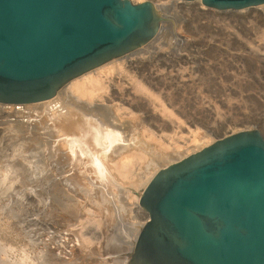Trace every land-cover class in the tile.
<instances>
[{
    "label": "rangeland",
    "instance_id": "1",
    "mask_svg": "<svg viewBox=\"0 0 264 264\" xmlns=\"http://www.w3.org/2000/svg\"><path fill=\"white\" fill-rule=\"evenodd\" d=\"M175 11L179 12L181 22L175 25L174 30L181 38L175 37L166 54L162 53L166 49L163 47L158 54L136 59L144 64L152 61V64L158 65L159 71H153L157 72L158 81L150 82L147 69L137 71L132 68H127L126 71L117 68L103 79L107 87L119 79L125 86L115 88V91L127 90L134 93L132 88L135 83L128 85L126 82L129 77H135L151 92L165 97L161 98L163 104L182 121L176 122L175 116L163 117L160 101L150 99V103L156 107L149 103V110L145 115L146 131L149 129V132L144 131V134L137 130L125 141L126 144H119L117 147L125 148L128 153L136 150L143 153L145 158L142 154L143 158H140L143 161L148 157L144 164L139 163L140 159L137 157L132 158L134 169L130 164L132 175L127 178L130 179L126 180L127 183L124 182L125 185L119 182L117 187L114 185L104 188L103 181L95 176H92L95 178L93 183L88 179L76 181L75 172L67 171L68 163L55 159L49 146L46 147L50 141L43 135L40 136L45 139L44 142L41 141V151L39 147L34 150L37 145L27 141L32 138L36 128H45V124L39 123L44 122L45 116L32 114L25 129L24 124L16 122L22 120L21 116L8 118L0 113V207L4 210H0V221L3 220L0 222V231L3 229L0 232V264H106V260L110 258V264H134L132 257L139 235L149 220L139 201L147 180L151 178L148 179L149 174L145 173L153 165L151 155L175 149L165 135L176 132L174 138H177L182 134L184 139H176L181 146L188 139V126L191 129L198 127L202 133H211L208 131L211 130L219 135L230 127L238 129L235 133L256 129L264 138V9H202L194 0L178 3ZM126 55L128 54L114 58L99 68L111 64L109 62L114 63L120 59L123 61ZM155 59L159 60L158 63ZM68 84L61 89L67 88ZM108 88L102 91L104 97L113 92L112 85ZM128 102L127 100L124 107L131 105L132 110L138 113L135 107L137 102ZM60 110H51L48 115L52 114L53 118ZM130 118L127 116V119ZM36 122L39 124L35 125ZM178 125L182 133L176 129ZM152 132L158 137L157 140L161 139L153 141L156 139L151 135ZM216 134L213 135V142L223 138ZM160 148L163 149L161 152ZM167 148H170L169 151ZM120 155L121 153L115 160L120 159ZM77 162L75 160L72 164L80 165V159ZM137 164L142 166L137 168ZM112 180L114 183L118 182L117 178L113 177ZM104 193L108 195L109 201L104 198ZM1 224H4V228ZM80 232L86 233L87 237H90L88 233L94 234V238L90 239L92 242L89 239L82 240ZM106 238L109 241H105ZM108 242L114 243L113 250L110 247L104 250L106 244L110 245ZM104 251L109 252L104 256Z\"/></svg>",
    "mask_w": 264,
    "mask_h": 264
},
{
    "label": "water",
    "instance_id": "2",
    "mask_svg": "<svg viewBox=\"0 0 264 264\" xmlns=\"http://www.w3.org/2000/svg\"><path fill=\"white\" fill-rule=\"evenodd\" d=\"M201 2L221 11L264 4ZM159 20L147 1L0 0V103L54 98L71 80L147 45ZM139 205L149 220L134 264H264L263 136L232 133L164 167Z\"/></svg>",
    "mask_w": 264,
    "mask_h": 264
},
{
    "label": "bare ground",
    "instance_id": "3",
    "mask_svg": "<svg viewBox=\"0 0 264 264\" xmlns=\"http://www.w3.org/2000/svg\"><path fill=\"white\" fill-rule=\"evenodd\" d=\"M130 1H132L133 3H143L145 1L150 2L153 5L154 10L159 14L160 27H159L158 32L155 35V37L147 45H145L142 48H138V49L132 51L131 53L126 55L127 57L125 59L123 58V61H121V59H120L118 61H115L114 63L109 62L111 64H109V65L105 64L100 68L98 67V69L89 71V72L83 74L82 76L73 79L72 82L71 81L69 82L67 88H65L66 87L65 86L64 87L65 89L63 88V89L59 90L56 93L55 97L52 98V100L35 102L32 104H25V105H10V104L6 105V104L0 103V113H2V114L4 113L5 117H8V118L14 117L16 115L19 117L21 116L22 120L19 119L16 122L19 123V125L24 124L23 127L25 129L27 128V125H28V124H26V122H28L30 120L29 118L31 117L32 114L39 113V114H42L43 116H45L44 122H39L40 124L41 123L45 124V128L44 129L36 128L39 131L35 129L33 131L32 138L30 137L31 139L28 137H24V138L30 139L27 141L28 142L30 141L31 144L37 145V147H35L34 150H36L39 147V151H41V149L43 147V145L41 144V141L43 139L40 136L43 135L45 137V139L50 141L49 145H46V147L49 146L50 151L53 153L55 159H57V160L62 159V160H64V163L65 162L68 163V165H69L68 167L70 169L68 168L67 171L75 172V175L77 177L75 176L74 178H77L76 181L81 180V179L82 180L88 179L91 183H93L95 178L93 179L92 176H95L98 179L103 181V184L105 185V186L103 185L104 188H107V187L111 188V186L113 187L114 185H116V187H117L118 186L117 183H119V182L120 183L123 182V184H124V182L127 183L126 180H130L127 178H129L132 175V173L130 175V170L134 169V165H133L134 162L133 163L131 162L132 158L137 157L138 159H140L142 157V155L144 157V154L141 153L142 154L141 155L139 153V151H137V150L134 152L131 151L132 153L131 152L128 153V151H126L125 148L122 147L121 149H119L117 147L119 144L120 145L126 144L125 141H128V139L131 138V135L133 136V133H135L137 130H141L142 133H144V131L149 132V129L146 131L147 127L145 126V124H146L145 123V118H146L145 115H147V112H148L147 110H149L148 109L149 103L151 101H155L154 99H156V100H158V102L160 101L159 103H161L160 106L162 108L160 109L161 110L160 112L163 113V117H164V115L170 116V117L175 116V113H173L172 111H169V109L166 108V106L163 104L161 98H165V97L161 96L160 93L154 94V92H151V90L146 88L141 83V81L136 79L135 77H134V79L129 77L128 82H126V84L128 83V85L131 82H133V84L135 83L134 87L132 86L133 84H131V86L133 87L132 89H134V93L127 91V90H123V91L121 90L120 92L115 91V88H121L124 85L123 83H121V80L118 79V81L114 80L113 84H111L113 92H111V94L108 97L103 96L104 92H102V91H105L106 88L111 87V85L107 87L105 84V81H103V79L105 77H107V75L112 74V72L115 71L117 68H118V70H123V71H126L127 68H130V69L132 68V69H135L137 71H144L147 69L149 71L148 75H150L149 76L150 82H152L153 80L158 81V79L156 78L157 72H153V71L154 70L159 71V69H158L159 66L152 64V61L149 64H144L143 61H136V59H139V58H142L145 56L150 57L149 54H153V53L158 54L159 51H161L159 49H162L163 47L166 49L163 50L164 49L163 48L162 53L165 52V54H166V52L168 51L167 48L171 47V45L173 43L172 41L175 40V37H177L178 39L181 38V35L176 33V31L174 30L175 25L178 24V22H181L180 21L181 17L179 15V12L175 11V8L177 7L178 3L182 2L183 0H181V1L180 0H130ZM195 1L198 2V4L200 5V8H202V9L206 8V6L203 5L201 0H195ZM183 3H185V2H183ZM185 4H188V3H185ZM254 7L264 9V4L257 5ZM246 9H248V8H246ZM165 29H167V30H165ZM171 49H173V48H171ZM167 54L169 56V53H167ZM158 61L159 60L155 59V62L158 63ZM102 75L104 77H102ZM159 80H161V79H159ZM100 92H102V94H100ZM115 99H117L118 101L115 102ZM150 99H151V101H150ZM127 100L129 101L128 102L129 104H131L133 101L137 102L135 107H136V110L138 111V113L135 112L134 110H132L131 105H129L130 107H124V105L127 104ZM154 107H156V106L154 105ZM57 109L58 110L61 109V110H60V112L55 111L57 113V114H54V115H56L55 117L52 118L51 117L52 114H51V116L48 115V114H50L51 110H57ZM154 110H157V109L155 108ZM140 111H141V114H140ZM127 116H130L131 118L127 119ZM0 117H2V116L0 115ZM168 118H166V119H168ZM174 118H176L175 119L176 122L179 121V123L180 122L182 123V121L179 120L177 118V116H175ZM41 119H43V118H41ZM33 122H35V121H33ZM39 123L36 122L35 125L39 124ZM179 126L180 125H178L176 127V129H179L180 128ZM230 128H227L221 135H219L217 133L218 137L228 136L229 134L235 133V131L238 130V129L235 130L234 128H231V130H230ZM187 130H188V136L187 135L186 136L188 137V139H187V141L184 142V145H182V146L180 144H177V140H181L180 137H182L183 139L185 138L182 136V134L180 135V137H177L178 139L174 138V136L176 137V132H174V131H173L174 132L173 135L172 134L171 135H165L166 139L171 143V145H174L173 147H175V149H173L174 151L166 153L167 151L165 150L166 149L165 148L164 149L165 151H162L163 153L155 152L154 154L151 155L152 158L151 157L150 158L152 160L153 165L149 164L150 166L149 165L148 166H149L150 170L148 172H145V173L149 174L148 179L150 177L152 178L159 170L163 169L164 167H167L171 163H175L176 160H179V159L182 160V159L186 158L187 156H189L192 152L194 153V152L199 151V150L205 148L206 146L210 145L213 142V135L215 136V134H216V133H214L215 131L213 132L211 130H208L211 133H207V131L206 132L204 131L202 133L200 131L201 129H199L198 127L191 129V127L188 126ZM181 131L182 130L179 129L178 132H181ZM199 131L201 133H199ZM139 132H137V133H139ZM27 134H29V133H27ZM144 134L142 137L145 139L146 137L144 136ZM179 134L177 136H179ZM217 134H216V136H217ZM151 135H153V132ZM137 136H138V134H137ZM146 136L148 137V140H150L149 136L148 135H146ZM126 138H127V140H126ZM134 138H136V137H134ZM157 138L155 137L156 140L153 139V141L157 142L158 140L161 139V138H159L157 140ZM44 140H43V142H44ZM118 140H120L121 142H117ZM161 142H162V140H161ZM161 144L163 145L164 143H161ZM167 145H169V144H167ZM122 146H124V145H122ZM165 146L166 145H164V147ZM170 148L172 149V147H170ZM169 149H168V151H169ZM161 150H163V149L160 148V152H161ZM37 152H38V150H37ZM120 153H121L120 159L115 160V157L117 155L119 156ZM49 159H51V157ZM79 159H80V165H78V164L76 165V163L75 164L73 163L75 165L74 166L72 164V162H75V160L77 162ZM57 160H55V162ZM141 160L143 161V159H140L138 162L139 163L141 162L142 164H144L146 162L145 160H144L145 162L144 161L142 162ZM135 161H137V160H135ZM55 162H53V163H55ZM67 163H65V164H67ZM77 163H79V162H77ZM130 164L133 165L132 169L130 167ZM138 166L139 165L137 164V168H138ZM141 166L142 165L140 164L139 168ZM63 170H65V169H63ZM137 170L139 171L141 169H137ZM141 171H144V170H141ZM112 176L114 178H117L118 182L114 183V181L112 180L113 179ZM143 176L145 177V175H143ZM15 177H18V176H15ZM138 178H140L139 175H138ZM140 179H142V178H140ZM149 180H147V182ZM3 181L4 180H2V182ZM139 183H141V181H139ZM123 184H121V185H123ZM104 198H107L106 200L109 199L108 195H106L105 193H104ZM110 201H111V199H110ZM105 204H103V205H105ZM1 206H3V205H1ZM0 210H1V207H0ZM1 211H4V210L2 209ZM2 221H0V222H2ZM3 225H2V227L4 228ZM2 230L3 229H1V231ZM17 230L19 233V229H17ZM17 230H15V234H16ZM96 232H97V230H96ZM6 234H8V233H6ZM13 235H14V233H13ZM88 235H90V237H87L86 233L80 232V237H81V239L83 238L82 240H84V239L90 240V239L94 238V237H92V236H94V234L88 233ZM104 238L105 237H103V240H104ZM18 239H19V237H18ZM95 240H96V238H95ZM105 241H109V240L106 238ZM90 242H92V241L90 240ZM112 243L110 244V242H108V244H110V245L106 244L105 247L104 246H102V247H104V250H108V247H110L112 249L113 248ZM9 244H10V242H9ZM11 244H13V243H11ZM102 244H103V242H102ZM113 245H114V243H113ZM106 252L107 251H104L103 255ZM126 257H128V256H126ZM109 260H111V258L106 260V264L107 263L110 264ZM124 260L127 262L126 259H124Z\"/></svg>",
    "mask_w": 264,
    "mask_h": 264
}]
</instances>
